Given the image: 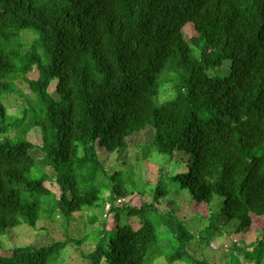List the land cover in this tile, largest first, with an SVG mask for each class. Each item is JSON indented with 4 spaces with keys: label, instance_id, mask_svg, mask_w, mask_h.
<instances>
[{
    "label": "trees",
    "instance_id": "trees-1",
    "mask_svg": "<svg viewBox=\"0 0 264 264\" xmlns=\"http://www.w3.org/2000/svg\"><path fill=\"white\" fill-rule=\"evenodd\" d=\"M26 29L36 34L27 46ZM226 62L227 74L215 72ZM19 76L29 94L23 116L13 118L3 96ZM167 85L172 97L162 101ZM149 125L154 152L186 157L178 161L183 170L160 176L150 204L141 179L132 188L125 172H107L99 157L102 149H126ZM33 128L38 145L27 137ZM35 148L54 171L59 197L46 187L48 175L31 176ZM176 197L195 207L219 201L207 217L210 237L223 220L236 223L237 234L259 228L262 238L244 253L263 264L264 0H0V248L8 229L36 228L44 212L60 214L66 232L76 214L103 208L101 227L90 234L95 248L82 253L87 264H155L158 257L215 264L189 252L195 235L177 216ZM164 201L167 211L157 206ZM71 242L81 240L66 234L47 246H16L0 264H58Z\"/></svg>",
    "mask_w": 264,
    "mask_h": 264
},
{
    "label": "rangeland",
    "instance_id": "rangeland-1",
    "mask_svg": "<svg viewBox=\"0 0 264 264\" xmlns=\"http://www.w3.org/2000/svg\"><path fill=\"white\" fill-rule=\"evenodd\" d=\"M192 33L193 29L190 25L184 28V36L187 41H190ZM21 34H24L22 37V42L24 44H28L33 40L34 36L32 34L36 35L35 32L29 29L22 31ZM26 44L25 46H27ZM227 63L230 64V62H226L225 66L215 69V72H218L219 74H227L229 71V65ZM27 77L30 79L36 78L37 72H29ZM14 85V92L5 93L3 101L8 109V114L13 118H18L23 116L24 109L27 107V102L23 95L29 94V91L27 83L22 76H19L14 80ZM167 87V91L161 94L162 101L172 97L170 85H167ZM50 92L54 98L59 99L54 83L51 85ZM17 134L18 132L16 129L9 131L7 135L13 138ZM27 137L36 145L41 142V133L39 129H31ZM153 139L154 128L152 125H149L144 130L127 139L126 142L128 143V146L126 149L121 151L116 150L114 152L107 151L106 149L99 151V157L107 172H125L126 181L130 183L132 188H135L133 186L134 178L136 180L141 179L144 182V191L142 192L143 200L149 204L155 202L154 190L160 176L162 174L173 175L177 171L183 170V166H181L178 161L179 159L185 161L186 158L182 154H176L175 160H171L166 155L158 154L156 151L154 152L151 147ZM32 155L38 162H36V165L31 172V176L40 177L42 175H48L49 180L46 182V187H48L56 197H59L60 189L55 182L54 171L50 167L44 168L42 166L43 152L38 148H35L32 151ZM122 179L123 175H120L119 180L122 181ZM141 180H139V183L142 186ZM137 193H140V190H136L132 195ZM108 194L109 192L106 191L105 197ZM175 195L176 194L170 198L173 199ZM176 198L177 201L182 203L177 216L182 221L186 222L191 232L195 235L189 244L188 250L196 259L207 260L210 263L215 264H238V257L239 264H255L246 258L244 252L246 249L251 251L253 248L250 244L262 238L263 234L259 228L237 234L233 231L236 223H228L223 220V223L218 224L216 230H214L215 236L210 237V231L208 232L206 230L209 223L207 217L212 211L217 209L219 201L215 200L210 207H206L205 204L201 203L198 204L197 208L194 203L188 202V204H185L183 197ZM130 199L131 196L127 198L119 197L116 205L120 207ZM52 202L53 201L51 200L50 205ZM49 206L45 204L43 205L46 210ZM157 206L162 211H167L170 208L165 201L163 204H158ZM204 210L207 212H204ZM199 213L205 215L206 218H200L201 216ZM104 215L105 211L103 212V208L90 209L78 213L74 216L71 225L65 232L64 219L60 214H54L50 217L49 214L44 212L42 218L37 221L38 224L36 228H32L27 224H22L18 227L8 229L6 234L1 237L3 245L0 248V255L10 256L12 249L16 246H47L53 241H64L66 239V234H68L73 239L81 240V243H69V245L63 250L58 264H87L88 260L82 256V253H89L95 248V243L91 239L90 234H92L96 228L101 227V218ZM93 216L97 217L96 219H98V222H92L93 219L91 218ZM131 218L134 223L137 221V218ZM225 223L227 226L220 227V225H224ZM166 232V230H163L161 231V234H165ZM201 232H204L203 238H200L202 235ZM161 237V239H163L161 250L165 251L168 246L166 243L168 238L166 236ZM262 250L264 251V246ZM191 263L192 261L179 260L174 264ZM262 263L264 264V258ZM155 264L168 263L165 257H158L155 260Z\"/></svg>",
    "mask_w": 264,
    "mask_h": 264
},
{
    "label": "built area",
    "instance_id": "built-area-1",
    "mask_svg": "<svg viewBox=\"0 0 264 264\" xmlns=\"http://www.w3.org/2000/svg\"><path fill=\"white\" fill-rule=\"evenodd\" d=\"M120 201V200H119Z\"/></svg>",
    "mask_w": 264,
    "mask_h": 264
}]
</instances>
